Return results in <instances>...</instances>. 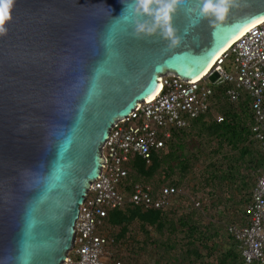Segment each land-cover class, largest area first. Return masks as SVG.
I'll list each match as a JSON object with an SVG mask.
<instances>
[{
	"label": "water",
	"instance_id": "water-1",
	"mask_svg": "<svg viewBox=\"0 0 264 264\" xmlns=\"http://www.w3.org/2000/svg\"><path fill=\"white\" fill-rule=\"evenodd\" d=\"M128 2L0 0V264H65L116 122L166 73L195 79L264 16V0H231L227 18L210 22L203 0H186L170 46L135 34Z\"/></svg>",
	"mask_w": 264,
	"mask_h": 264
},
{
	"label": "built area",
	"instance_id": "built-area-1",
	"mask_svg": "<svg viewBox=\"0 0 264 264\" xmlns=\"http://www.w3.org/2000/svg\"><path fill=\"white\" fill-rule=\"evenodd\" d=\"M160 82L162 89L155 98L141 102L111 129L103 146L102 172L80 206L74 246L66 264H127L112 248L114 240L102 232L109 211L130 203L167 208L180 192L167 185L155 195L144 184L136 183L129 194L124 193L121 185L129 173L127 163L137 154L151 162L153 151L164 148L174 130L189 127L191 120L202 114L212 112L221 122L224 117L216 110L214 85L228 84L227 97L233 103L249 98L254 136L264 151V21L235 41L202 79H184L168 72ZM248 212L247 224H232L229 231L248 263L264 261V171Z\"/></svg>",
	"mask_w": 264,
	"mask_h": 264
},
{
	"label": "trees",
	"instance_id": "trees-1",
	"mask_svg": "<svg viewBox=\"0 0 264 264\" xmlns=\"http://www.w3.org/2000/svg\"><path fill=\"white\" fill-rule=\"evenodd\" d=\"M213 87V100L215 106L220 107L219 112L223 115V120L218 122L215 117L214 120L208 121L207 117L214 113L202 114L191 120L189 127L174 130L173 136L166 142L165 147L153 151L151 162L138 154L133 155L127 163L129 173L123 179L121 191L129 194L136 183L144 184L155 195L167 185H173L178 189L183 187L184 179L188 176L191 165L187 153L188 142H186L190 138L188 129L193 128L195 130L193 140H195V136L202 140L208 138L209 140H207L211 142L209 145L212 146L209 153L211 155L209 164L201 173L202 180L210 189L209 197H217L219 202L222 201L225 205L229 202L238 203L240 209L237 212L242 213L244 217L243 222L239 224L226 223L227 239L232 243L222 253L219 264H264V261L248 263L242 254L239 242L229 231V226L232 224L239 226L247 224L249 220L248 207L253 200L258 178L264 171V151L261 143L254 136L251 103L247 96L242 97L236 103L231 102L227 97L228 84L214 85ZM200 148L203 150V147ZM178 171L181 176L176 179L174 176ZM220 192L226 197L220 195ZM179 197V200H182L184 195L179 192L173 197L171 205L163 209L130 203L125 207L110 210L102 232L107 234L110 240H114L111 245L113 249L117 250V257L127 264H133L130 261H133L135 256L136 258L141 257L142 252L147 250L150 243L155 242L154 246L156 243L158 245L159 237L155 234H160V236L167 234L174 237L173 244H171L172 239L167 241V238L166 243L160 242L161 246L166 247V251L175 248L174 246L180 243V240L184 242L183 245L188 244L193 247L201 242L206 245V241L209 239L217 240L221 233L214 228L218 224L210 221L209 225L213 226L214 230L211 232L210 226L205 225L203 221V212L198 208L186 210L179 216L174 215L175 213L172 211L175 207L174 201L178 202ZM180 203L178 202L176 207ZM205 210L208 208L204 207L203 211ZM220 212L223 213V211ZM134 226H139L142 233L145 234L144 241H141L143 238L139 239L136 236ZM220 242H216L215 246ZM186 252L199 256L198 248H190ZM179 263L178 259L165 262V264Z\"/></svg>",
	"mask_w": 264,
	"mask_h": 264
},
{
	"label": "rangeland",
	"instance_id": "rangeland-1",
	"mask_svg": "<svg viewBox=\"0 0 264 264\" xmlns=\"http://www.w3.org/2000/svg\"><path fill=\"white\" fill-rule=\"evenodd\" d=\"M216 110L219 112L220 107L217 106ZM219 113L221 114V112ZM214 118V114L209 115L207 117V120L212 121L214 120ZM188 132L190 133V138H188L186 142H188L187 153L190 157V170L188 176L186 177V179H184L183 187L179 188L180 194H183L184 197H182V200H179L180 197L178 198V202L181 203L177 207L176 205L178 202L174 201L175 207L172 209V211L175 213V216H179L186 210L194 209V207H196L201 210V212H203V221L205 225H209L210 221L216 222L218 225L214 229L220 231L221 235H219V238L217 240L209 239L208 241H206V245L201 242L197 243V245L194 247L191 245L188 246V244L183 245L184 242H181L180 240V243L174 246L175 248H170L169 251H166V247H164L163 245L161 246L160 242L163 241L166 243L167 238V241L168 239H172L171 244H173L174 237L168 236L167 234L165 236L155 234L159 237L158 245L156 243V246H154L155 242L150 243V245L147 247V250L142 252L141 257L136 258L135 256V258L133 259L134 262L130 261V263L165 264L167 260L174 259L175 261V259H178L180 261L179 264H219L222 253L225 252L232 243L228 241L229 239H227L226 223L230 222L239 224L244 220L242 213L237 212V210L240 209V205L238 203L234 204V202H229V204L225 205L221 200V202H219V199L217 197H209L208 192L210 191V189L205 184V181L202 180L201 173L209 164V156H211L209 155V153L212 150V146L209 145V143L211 142L208 141V138H206V140H202L195 135V140H193V132H195L193 128L188 129ZM200 147H203V150H201ZM180 176L181 173L178 171L174 177L177 179ZM219 194L223 195L224 198L226 197L221 192ZM197 202H200L199 206H197ZM232 205H234V207H231ZM204 207H207L208 210L203 211ZM220 211H223V213ZM134 227L136 229L134 230L136 232V236L139 239L143 238V240L141 241H144V239L146 238L144 237L145 234L142 233V230L139 226ZM212 227L213 226H210L211 232L214 231ZM154 239L156 240L157 237L155 236ZM216 242H220V244H217L215 246ZM190 248H198L199 256L195 255V253L191 255L186 252V250ZM123 251L125 252V249H123ZM126 251L128 252V249Z\"/></svg>",
	"mask_w": 264,
	"mask_h": 264
},
{
	"label": "clouds",
	"instance_id": "clouds-1",
	"mask_svg": "<svg viewBox=\"0 0 264 264\" xmlns=\"http://www.w3.org/2000/svg\"><path fill=\"white\" fill-rule=\"evenodd\" d=\"M185 3L186 0H129L122 14L128 11L126 19L134 24L137 36L159 34L170 46H175L180 43L181 38L174 27L173 19L178 8ZM231 7V0H203L199 6V15L210 22H222L227 18ZM6 18L3 17V24Z\"/></svg>",
	"mask_w": 264,
	"mask_h": 264
},
{
	"label": "bare ground",
	"instance_id": "bare-ground-1",
	"mask_svg": "<svg viewBox=\"0 0 264 264\" xmlns=\"http://www.w3.org/2000/svg\"><path fill=\"white\" fill-rule=\"evenodd\" d=\"M264 21V16L258 18L257 20H255L254 22L248 24L245 28H243L234 38H232L230 41H228L220 50H218L216 52V54H214L213 58L211 59L210 63L200 72V74H198V76L195 77V79H202L205 75H207L210 70H212V68L214 67L215 62L217 61V59L219 58V56H221L225 51H227L229 49V47L235 42L237 41L244 33H246L248 30H250L254 25L261 23ZM162 89V83L159 82L155 89L154 92L147 98L148 100L155 98L158 93L161 91Z\"/></svg>",
	"mask_w": 264,
	"mask_h": 264
},
{
	"label": "snow or ice",
	"instance_id": "snow-or-ice-1",
	"mask_svg": "<svg viewBox=\"0 0 264 264\" xmlns=\"http://www.w3.org/2000/svg\"><path fill=\"white\" fill-rule=\"evenodd\" d=\"M6 15V12L3 14H0V24H3V17ZM4 29L3 27H0V32H2Z\"/></svg>",
	"mask_w": 264,
	"mask_h": 264
}]
</instances>
